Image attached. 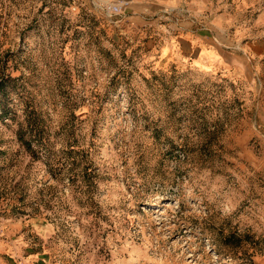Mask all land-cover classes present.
Listing matches in <instances>:
<instances>
[{
    "label": "rangeland",
    "instance_id": "374dc122",
    "mask_svg": "<svg viewBox=\"0 0 264 264\" xmlns=\"http://www.w3.org/2000/svg\"><path fill=\"white\" fill-rule=\"evenodd\" d=\"M109 2L0 0V264H264V0Z\"/></svg>",
    "mask_w": 264,
    "mask_h": 264
},
{
    "label": "crops",
    "instance_id": "0c3cea01",
    "mask_svg": "<svg viewBox=\"0 0 264 264\" xmlns=\"http://www.w3.org/2000/svg\"><path fill=\"white\" fill-rule=\"evenodd\" d=\"M98 1H118L123 3L126 10L135 9L139 10L133 14H129L132 21L135 23L138 18L144 17L141 13L148 7L150 9H157L159 11L168 12L174 10L186 9L190 11L192 16H200L202 12L206 9L204 6L206 0H98ZM113 3V2H112ZM204 8V9H203ZM128 15V13H127ZM126 15V16H127ZM125 16V15H123ZM161 29V28H160ZM172 29V28H171ZM169 30L159 32L161 35V49L168 54H173L174 56L180 55V57L193 58L202 64H211L213 66L230 64L227 59H225L224 54L221 51L220 40L217 37H213L218 42L217 44L213 42L212 36H208L205 31L201 28L193 29L184 28L177 33ZM226 56V55H225Z\"/></svg>",
    "mask_w": 264,
    "mask_h": 264
},
{
    "label": "built area",
    "instance_id": "2783aa9c",
    "mask_svg": "<svg viewBox=\"0 0 264 264\" xmlns=\"http://www.w3.org/2000/svg\"><path fill=\"white\" fill-rule=\"evenodd\" d=\"M106 11L112 15V14H117L123 10L124 5L121 3H109L106 4L105 6ZM2 234V228L0 227V235Z\"/></svg>",
    "mask_w": 264,
    "mask_h": 264
},
{
    "label": "bare ground",
    "instance_id": "6f19581e",
    "mask_svg": "<svg viewBox=\"0 0 264 264\" xmlns=\"http://www.w3.org/2000/svg\"><path fill=\"white\" fill-rule=\"evenodd\" d=\"M109 3H112V2H109Z\"/></svg>",
    "mask_w": 264,
    "mask_h": 264
}]
</instances>
